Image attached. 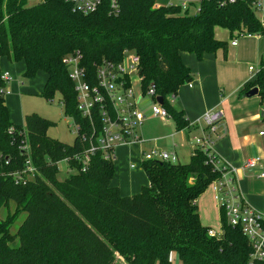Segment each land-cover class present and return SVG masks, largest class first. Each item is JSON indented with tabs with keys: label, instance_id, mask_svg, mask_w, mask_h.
Masks as SVG:
<instances>
[{
	"label": "trees",
	"instance_id": "obj_1",
	"mask_svg": "<svg viewBox=\"0 0 264 264\" xmlns=\"http://www.w3.org/2000/svg\"><path fill=\"white\" fill-rule=\"evenodd\" d=\"M119 10L110 14L109 0L92 13L74 11L67 0H0V63L24 59V77L39 70L47 73L42 96L61 95L64 112L88 127L77 109L74 83L64 58L75 50L93 68L103 58L120 60L124 49L140 56L144 87L154 84L157 94L177 129L189 121L168 100L192 75L181 53L224 49L226 41L215 36L222 27L233 39L236 32L264 35L255 0H199V10L190 13L179 4L156 6L155 0H118ZM0 66V209L16 204V211L0 219V264H115L120 253L128 264H264L251 261V246L237 226L221 215L222 237L209 235L202 223L198 197L221 176L224 163L212 151L196 146L186 163L144 160L149 184L132 195H122L112 185L113 159L101 150L91 155L82 171L77 154L88 147L76 136L72 144L53 138L48 130L55 121L33 112L25 125L14 124L6 104L7 83ZM259 88L264 104V71L245 84L243 92ZM27 145L28 152L21 146ZM42 172L23 182L17 172L27 159ZM68 159L74 171L58 178V162ZM25 218L16 233L10 230L19 213Z\"/></svg>",
	"mask_w": 264,
	"mask_h": 264
},
{
	"label": "crops",
	"instance_id": "obj_2",
	"mask_svg": "<svg viewBox=\"0 0 264 264\" xmlns=\"http://www.w3.org/2000/svg\"><path fill=\"white\" fill-rule=\"evenodd\" d=\"M198 1L155 0V5L161 6L172 3L182 5L185 3L190 13H196L199 10ZM261 11L264 12V3ZM218 28L220 27L215 28L217 38H219L217 35ZM239 45V39L237 45L231 44L233 47L230 57L224 56L221 49L216 52L204 53L202 59H199L192 52L183 51L181 53L182 61L189 68L192 80L191 85L185 83L180 86L172 105L177 110L184 111L189 125L179 130L173 119L162 120L151 116L148 112L143 124L137 130L142 141L124 143L118 146L123 147L120 151L115 152L116 159L118 157L120 161V166L125 164L126 157L131 155L133 148L138 149L137 154H141L142 158V152L150 146L151 142L160 144L166 141L167 136H172L176 142V149L170 151L177 153L178 162L181 159H183V163L188 162L196 148L194 137H200L206 129L204 116L207 113L219 111L223 117L216 133L212 134L213 143L210 148L224 164L234 168V181L244 202L258 211H264V179L258 176L261 166H264V134H260L261 131H264V104L259 94L249 97L245 95L246 92L242 91L246 83L256 78L254 75L256 72H250L251 75L248 76L235 71L231 54L236 50L235 48L240 47ZM1 62V71L10 73L11 90L5 95L10 119L14 124L24 126V119L22 117H20L21 119L15 118L13 114L16 110L15 106L17 107V101H19L17 94L30 92L33 88V86H28L18 79L19 74L24 76L26 63L24 61L12 62L7 56H3ZM12 69L16 73L15 76L11 73ZM261 69L264 71V63L261 64L257 72ZM43 72L45 81L41 90H38L39 93L43 92L48 78L47 73ZM254 156L261 157L259 167H245L246 159ZM131 167L135 168L137 164L132 162ZM141 183L143 182H134L131 183L130 187H127L128 185L117 180V171H115L112 180V185L118 186L122 195L140 192L145 186H141ZM148 184L149 181L146 185ZM197 204L202 223L211 229L216 228L221 216L216 191L212 184L200 195ZM171 259L173 264H181L177 252L171 253Z\"/></svg>",
	"mask_w": 264,
	"mask_h": 264
},
{
	"label": "built area",
	"instance_id": "obj_3",
	"mask_svg": "<svg viewBox=\"0 0 264 264\" xmlns=\"http://www.w3.org/2000/svg\"><path fill=\"white\" fill-rule=\"evenodd\" d=\"M72 5L74 11L89 14L97 11L104 0H67ZM264 0H255V9L262 10ZM110 14L117 13L119 10L118 0H109ZM183 8L187 5L182 4ZM264 26V21H262ZM236 34L248 37L260 36L252 33L236 32L231 40L232 45L238 44ZM140 56L133 50L124 49L120 60L103 58L95 61L93 68L84 62V56L81 51L75 50L68 53L64 58V63L68 68L69 77L74 83V89L77 95V109L80 115L87 120L88 127L81 121L72 118L76 136L82 141H86L87 148L84 152L77 154L76 158L82 171H86L91 155L101 150L105 159L115 160L116 148L124 143L142 141L137 134L149 112L151 116L162 120L172 119L168 109L160 104L157 97L155 85L151 84L145 88L140 74ZM264 62V59H263ZM251 72H255L254 66L249 67ZM1 78L8 83L10 73L2 72ZM139 84L141 93L137 96L134 91V85ZM191 85V82H189ZM5 95L9 89L4 88ZM177 97L176 93L168 96L169 102H173ZM151 99L152 103L144 107L145 99ZM222 113L219 111L207 113L204 116L206 129L203 137H194L196 146L205 149H211L213 143L212 134L216 133L219 123L222 120ZM260 134H264L261 131ZM22 150L28 152L27 145L21 146ZM215 153V152H214ZM209 157L213 163L218 164V159L212 150ZM144 160H159L176 163L179 161L176 152L162 150L154 147L148 151L142 152ZM220 159V158H219ZM261 157L254 156L246 159L245 167H259ZM66 161L68 165V159ZM60 161L57 163L59 167ZM221 176L213 181L216 191V198L224 210L227 222L232 226L239 227L243 234L249 240L251 246L250 260L257 261L264 259V211H258L249 205L240 197L237 186L234 181V168L230 165L220 166ZM68 170H74L68 166ZM18 180L26 182L40 176L45 179L41 171L32 164L30 158L26 161V166L21 172H17ZM258 176L264 179V166ZM209 235L221 238L223 233H217L214 229H209ZM118 264H128V262L117 253ZM120 261V262H119Z\"/></svg>",
	"mask_w": 264,
	"mask_h": 264
},
{
	"label": "rangeland",
	"instance_id": "obj_4",
	"mask_svg": "<svg viewBox=\"0 0 264 264\" xmlns=\"http://www.w3.org/2000/svg\"><path fill=\"white\" fill-rule=\"evenodd\" d=\"M37 1L38 0H28V3L34 4ZM255 11H256L258 18L261 21H263L264 12L259 9H255ZM217 31H218L217 35L219 37L218 39L226 41L228 43L227 52H225L224 49H221V51L223 52L224 56L230 57V52L233 47L230 44L231 39H232L230 36V33L226 29L221 28V27L218 28ZM243 33H246V32H243ZM236 36L239 38L240 47H238V49L235 48L236 50L233 52V54H231V61H232V65L235 71L241 74H247L248 76H250L251 71L249 67L250 65H252L256 67V71H255L256 73L254 75L257 76V73H258L257 70L260 68L261 64L263 65L264 63L262 60V57L264 58V35H261L260 37H257V36L248 37L245 35L236 34ZM20 61L25 62L24 59L19 60L17 62H20ZM1 65H2V62H1ZM11 73L14 76L16 74L13 69L11 70ZM18 79L24 82L28 86H31V87L33 86V88L31 89L30 92L17 94L19 101H17V107L15 106L16 110H15V113L13 114L14 117L15 118L22 117L25 122L26 114L37 112L43 115L44 117L49 118L56 122V124L48 130V134L51 137L59 139L65 143L72 144L76 138V128H75L72 118L67 116L64 112V106L61 101V95L57 93L52 100H47L46 98L42 96L41 92L40 93L38 92V90H41V87L43 86V83L45 81L44 72L39 71L36 74V76L32 78H26L23 76V74L21 75L19 74ZM253 80H255V78ZM10 87H11V82H8L6 85V89L11 90ZM134 91L137 96L141 93L139 84L134 85ZM18 103H19V107H18ZM151 103H152V100L147 98L144 100L143 106L147 107ZM23 125H25V123ZM200 137H203V134ZM175 144L176 142L174 141L173 137L167 136L166 141H163L160 144L151 142L149 147H147L145 150L144 149L142 150L148 151L154 147H157L162 150L170 151V150L176 149ZM122 148L123 147L116 148L115 152L120 151ZM137 153H138V149L133 148V150H131V153H130L131 155L126 157L125 164H121V166H120V161L118 160V157L117 159L115 158L114 160L115 171H117V180L120 182L122 181L124 185H128L127 187H130L131 183L138 182V181L143 182L140 184L141 186H143V185H146L149 181L148 176L143 168V164H142L143 159L141 158V154L139 155ZM132 162H135L137 164V167L132 168L131 167ZM180 162L183 163V159H181ZM59 170L60 171L57 175L59 179H64L71 173V171L68 170V165L66 161H60ZM212 186L214 187L213 184ZM219 208H220V216H221L222 210H221L220 203H219ZM15 211H16V204L14 201H11L9 206H3L0 209V219H5L7 215L12 214ZM25 215L26 214L24 212H21L18 214L15 222L10 227V230L12 233L17 232L19 225L23 222L25 218ZM213 229L217 233L222 232L221 219L219 221L218 226ZM173 253H176V251H173ZM118 254L122 256L120 253ZM116 257H117V254H116ZM115 264H118L117 258H116Z\"/></svg>",
	"mask_w": 264,
	"mask_h": 264
},
{
	"label": "water",
	"instance_id": "obj_5",
	"mask_svg": "<svg viewBox=\"0 0 264 264\" xmlns=\"http://www.w3.org/2000/svg\"><path fill=\"white\" fill-rule=\"evenodd\" d=\"M139 72H141V69H140V71ZM256 94H259V88L258 87H253L252 89H250L249 91H247L246 93H245V95L246 96H253V95H256ZM157 100H158V102L160 103V104H164V99H163V97L162 96H158L157 97Z\"/></svg>",
	"mask_w": 264,
	"mask_h": 264
}]
</instances>
